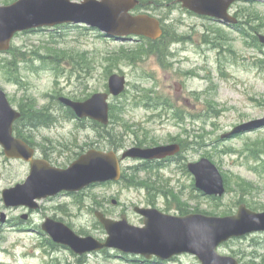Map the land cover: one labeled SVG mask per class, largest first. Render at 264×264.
I'll list each match as a JSON object with an SVG mask.
<instances>
[{
	"label": "rangeland",
	"instance_id": "rangeland-1",
	"mask_svg": "<svg viewBox=\"0 0 264 264\" xmlns=\"http://www.w3.org/2000/svg\"><path fill=\"white\" fill-rule=\"evenodd\" d=\"M9 1L0 0V5ZM140 1L145 6L134 12L161 21L166 35L161 44L112 40L83 25L19 34L9 53H0V88L25 118L33 111L49 115L45 124L37 119L15 126L37 157L55 167L70 165L95 148L94 143L119 155L134 146L178 143L180 159L144 168L141 161L124 160L119 182L44 200L23 224L20 218L27 212L6 208L1 192L22 183L29 165L6 159L0 147V218L6 220L0 221V264H145L113 250L79 257L83 259L78 262L68 248L50 246L41 231L45 217L65 223L78 236L104 241L107 235L95 211L112 220L125 214L134 226L142 225L133 211L136 206L171 215L226 216L235 214L240 204L264 212V127L221 139L235 126L264 116V47L256 37L264 35V0L231 7L245 29L237 31L187 12L177 0ZM112 74L124 76L126 85L121 95L108 99L110 126L83 127L59 98L84 101L108 93ZM200 158L220 171L223 197L214 200L196 191L185 165ZM218 252L239 264H264V232L229 241ZM161 264L200 263L185 254Z\"/></svg>",
	"mask_w": 264,
	"mask_h": 264
},
{
	"label": "water",
	"instance_id": "water-1",
	"mask_svg": "<svg viewBox=\"0 0 264 264\" xmlns=\"http://www.w3.org/2000/svg\"><path fill=\"white\" fill-rule=\"evenodd\" d=\"M246 0H179L181 6L197 15L207 16L226 24H236L228 10L234 2ZM138 0H17L9 6L0 7V52L7 51L12 37L23 31L61 24H85L113 38L128 36L156 40L161 36L160 22L147 14L132 15ZM264 46V35L258 36ZM176 90L179 86L175 84ZM125 79L116 74L108 79V91L120 95ZM108 94L97 93L84 102L60 98L78 118H89L102 125L108 124ZM20 117L0 89V146L8 159H18L30 164V172L24 183L2 191L5 207L38 208V201L54 197L62 192L75 193L86 187L120 178L117 156L114 152L90 150L81 155L66 169L55 168L48 162L33 159L34 150L23 140L13 136V124ZM264 126V117L236 127L230 134L249 131ZM179 152L178 145L155 148H131L122 159L154 160L173 156ZM187 170L194 178V187L208 196L222 197L225 193L223 179L217 168L208 160L188 163ZM1 178V174H0ZM142 217V227L130 225L125 215L112 220L102 213L95 216L107 234L101 242L93 237H80L67 225L46 218L42 230L52 241L67 247L77 255L113 249L122 254L140 256L145 260L156 258L168 261L189 254L200 264H238L231 256L221 255L217 248L233 238L254 232H264V212L256 213L244 204L235 215L216 217L204 214L172 216L154 208L135 207ZM26 215L22 216L26 219ZM5 216L1 215V222Z\"/></svg>",
	"mask_w": 264,
	"mask_h": 264
},
{
	"label": "trees",
	"instance_id": "trees-1",
	"mask_svg": "<svg viewBox=\"0 0 264 264\" xmlns=\"http://www.w3.org/2000/svg\"><path fill=\"white\" fill-rule=\"evenodd\" d=\"M251 29H254L255 30V28L254 27H251ZM256 31V30H255ZM165 32L163 31V35H162V37L158 40V41H145V42H147V44L149 45V46H156V45H158V44H161V42L165 39ZM144 42V43H145ZM112 115L113 114H111V116H110V118L112 119ZM26 116L24 115V113H22V115H21V119L19 120V121H27L28 123H29V125H30V122L32 123V122H37V119L39 120L38 122L39 123H41V124H45V118H47V117H49V115L46 113V114H42V111H33L32 113H31V115L29 116V117H27V118H25ZM30 121V122H29ZM98 128H99V126H98ZM105 129H107V128H105ZM102 130H104V128L102 129ZM14 131H15V134L18 136V137H22L21 135H19V133L21 132L20 130H17L16 129V126L14 127ZM108 138L110 139V140H113V137H112V135L110 134L109 136H108ZM109 141V140H108ZM109 143L111 144V141H109ZM111 145H113V144H111ZM185 214V213H184ZM183 215V214H182ZM50 244V246H52L53 248L54 247H56L55 245H53L52 243H49ZM83 258H79L78 257V262H80V260H82Z\"/></svg>",
	"mask_w": 264,
	"mask_h": 264
},
{
	"label": "flooded vegetation",
	"instance_id": "flooded-vegetation-1",
	"mask_svg": "<svg viewBox=\"0 0 264 264\" xmlns=\"http://www.w3.org/2000/svg\"><path fill=\"white\" fill-rule=\"evenodd\" d=\"M13 1H15V0H10L9 2L4 3L3 5H8V4L12 3ZM0 6H2V5H0ZM94 147L97 149L100 146H98L97 143H94ZM105 151H108V149H105ZM35 152H36V149H35ZM36 156H37V152H36ZM32 214H33V212H28V218H30Z\"/></svg>",
	"mask_w": 264,
	"mask_h": 264
}]
</instances>
